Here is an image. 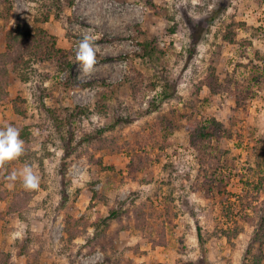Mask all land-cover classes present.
Listing matches in <instances>:
<instances>
[{
	"label": "rangeland",
	"instance_id": "obj_1",
	"mask_svg": "<svg viewBox=\"0 0 264 264\" xmlns=\"http://www.w3.org/2000/svg\"><path fill=\"white\" fill-rule=\"evenodd\" d=\"M213 119L231 136L196 147ZM6 125L0 264H264V0H0Z\"/></svg>",
	"mask_w": 264,
	"mask_h": 264
},
{
	"label": "clouds",
	"instance_id": "obj_2",
	"mask_svg": "<svg viewBox=\"0 0 264 264\" xmlns=\"http://www.w3.org/2000/svg\"><path fill=\"white\" fill-rule=\"evenodd\" d=\"M75 59L84 76H89L94 72L97 64V49L92 36L84 35L79 41ZM24 153L25 141L20 137V130L12 125L0 128V168H3L8 162L19 159ZM19 176L22 178V185L25 190L39 188L40 177L34 173L31 165L26 164ZM6 178L15 182L18 174L13 171Z\"/></svg>",
	"mask_w": 264,
	"mask_h": 264
},
{
	"label": "trees",
	"instance_id": "obj_3",
	"mask_svg": "<svg viewBox=\"0 0 264 264\" xmlns=\"http://www.w3.org/2000/svg\"><path fill=\"white\" fill-rule=\"evenodd\" d=\"M225 38H226L227 41L233 42V38L229 34ZM28 41H29V39L26 41V45H23V43L21 44V46H23V48L25 47L24 50H25L26 54L30 53L29 45H32L31 44V40L29 41V43H28ZM143 48L145 50V52L143 53V56L145 58L148 57V58L153 59L154 56H155L156 50L148 51V46L147 45H143ZM55 53H57V50H55ZM50 55H52V52L49 54V56ZM36 58L38 59V53H37V57ZM67 65H69V63H67ZM228 136H231V133L226 130L225 125L222 124V123H218L215 119H213V120H207L205 122L202 121V122L198 123V128H197L195 134L192 135L191 139L193 140V142H194L193 144L196 147L203 148V149L206 150V149H208L209 147H211L213 145L211 143L213 141V139H216L217 141H221L222 138H226ZM198 137H200V138H198ZM215 145L217 147L215 149L213 148L212 152L204 153L205 154L204 163H207V165L209 167H214L215 166L216 159H217L216 155L218 156V153L221 152V157L224 156L223 152L220 151L221 147L219 145V142L216 143ZM214 150L216 151V155H215V151ZM218 157L220 158V156H218ZM112 212H113L112 216L115 215V211H112ZM67 224L69 225L70 222L67 221Z\"/></svg>",
	"mask_w": 264,
	"mask_h": 264
}]
</instances>
